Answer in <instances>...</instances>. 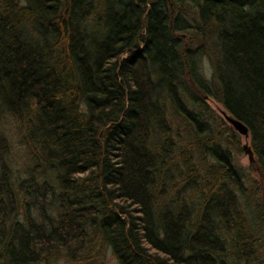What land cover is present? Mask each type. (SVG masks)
<instances>
[{"label":"trees","instance_id":"1","mask_svg":"<svg viewBox=\"0 0 264 264\" xmlns=\"http://www.w3.org/2000/svg\"><path fill=\"white\" fill-rule=\"evenodd\" d=\"M208 99L264 178V0H0V115L52 175L14 188L0 135V264L249 261L264 231Z\"/></svg>","mask_w":264,"mask_h":264},{"label":"rangeland","instance_id":"2","mask_svg":"<svg viewBox=\"0 0 264 264\" xmlns=\"http://www.w3.org/2000/svg\"><path fill=\"white\" fill-rule=\"evenodd\" d=\"M200 71L205 73V76L212 74L211 66L208 58L203 57L200 60ZM206 112L216 124H223L222 137L224 145L232 154L235 163L241 168L244 175V192L242 193L245 200V210L251 219V222L257 224L264 231V178L255 170L253 164H256V156L250 154L252 146L250 138L247 139L234 130L231 125L225 121L221 112L225 111L222 105L215 100H206ZM228 128L229 131L226 129ZM0 135L5 137L9 143V151L7 155V163L11 169V183L15 188V178L29 179L33 176L38 182L44 181V176L49 183H52V175L46 174L43 165H37L36 160H33L31 154L27 150L26 142L23 137V125L15 116L8 115L6 112H1L0 115ZM234 135V137H232ZM233 140V141H232ZM247 146L248 153L243 149ZM253 153V152H252ZM253 156V157H252ZM252 157V158H250ZM263 234V233H262ZM264 264V239L261 247L253 253L251 258L245 261L237 262L236 264ZM247 261V262H246ZM50 264H66L63 261L54 260ZM103 264H117L110 253H107L103 259Z\"/></svg>","mask_w":264,"mask_h":264},{"label":"water","instance_id":"3","mask_svg":"<svg viewBox=\"0 0 264 264\" xmlns=\"http://www.w3.org/2000/svg\"><path fill=\"white\" fill-rule=\"evenodd\" d=\"M221 114L225 119V121H227L231 125V127L234 130H236L240 135H242L246 139L249 137L248 129L243 123L234 119L231 115L227 114L225 111H222ZM243 149L246 151V153H248L249 150L247 146H244Z\"/></svg>","mask_w":264,"mask_h":264}]
</instances>
